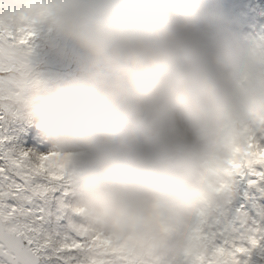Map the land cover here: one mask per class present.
I'll return each mask as SVG.
<instances>
[{
  "label": "clouds",
  "instance_id": "1",
  "mask_svg": "<svg viewBox=\"0 0 264 264\" xmlns=\"http://www.w3.org/2000/svg\"><path fill=\"white\" fill-rule=\"evenodd\" d=\"M0 117L46 145L82 264L243 259L227 224L264 170V37L228 0H0Z\"/></svg>",
  "mask_w": 264,
  "mask_h": 264
},
{
  "label": "snow or ice",
  "instance_id": "2",
  "mask_svg": "<svg viewBox=\"0 0 264 264\" xmlns=\"http://www.w3.org/2000/svg\"><path fill=\"white\" fill-rule=\"evenodd\" d=\"M51 164L48 156L9 148L0 138V217L17 222L11 235L0 232V251L7 252L11 264H82L75 252L92 247L64 230L66 205ZM238 179L245 192L227 224L232 234L227 254L243 257L238 264H264V170L242 171Z\"/></svg>",
  "mask_w": 264,
  "mask_h": 264
},
{
  "label": "rangeland",
  "instance_id": "3",
  "mask_svg": "<svg viewBox=\"0 0 264 264\" xmlns=\"http://www.w3.org/2000/svg\"><path fill=\"white\" fill-rule=\"evenodd\" d=\"M255 4V1H254ZM253 4V7H255V5ZM258 10H264V0H259V4H258ZM252 9H248V11L246 10V13L249 15L251 13ZM257 25L259 27L262 28V30L264 31V17H262L260 19V22H257ZM10 119L7 118H0L1 121V126H5L6 124L9 123ZM14 121V125H15V120ZM23 120H19L17 119L16 125H18V128H21V122ZM23 128V126H22ZM24 129V128H23ZM2 130L0 128V133L2 134ZM20 130V129H19ZM19 130L17 131L15 128V131L13 133L8 134L6 137L5 136H1L0 138H5V144L6 146L10 147V148H16V149H32L36 152H40V151H46V145L42 144L41 141H37V138H31L30 136L28 137V135L23 134V132L21 134H19ZM19 134V135H18ZM42 153V152H40ZM241 182H239L240 184ZM239 184L237 185V188L239 187ZM240 196L236 199L234 206L236 207L238 206L242 200L244 196H241V194H239Z\"/></svg>",
  "mask_w": 264,
  "mask_h": 264
},
{
  "label": "flooded vegetation",
  "instance_id": "4",
  "mask_svg": "<svg viewBox=\"0 0 264 264\" xmlns=\"http://www.w3.org/2000/svg\"><path fill=\"white\" fill-rule=\"evenodd\" d=\"M0 128L3 129L2 134L0 133V137L1 136L6 137L8 134L13 133L15 131L14 122L11 119L9 120V123L6 124L4 127L1 126V121H0Z\"/></svg>",
  "mask_w": 264,
  "mask_h": 264
},
{
  "label": "trees",
  "instance_id": "5",
  "mask_svg": "<svg viewBox=\"0 0 264 264\" xmlns=\"http://www.w3.org/2000/svg\"><path fill=\"white\" fill-rule=\"evenodd\" d=\"M236 18H237V21H238V22H241V21L239 20V19H240L239 17H236Z\"/></svg>",
  "mask_w": 264,
  "mask_h": 264
}]
</instances>
